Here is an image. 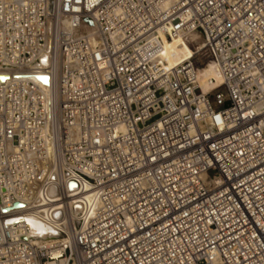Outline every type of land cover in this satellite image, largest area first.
<instances>
[{"label":"built area","instance_id":"2783aa9c","mask_svg":"<svg viewBox=\"0 0 264 264\" xmlns=\"http://www.w3.org/2000/svg\"><path fill=\"white\" fill-rule=\"evenodd\" d=\"M49 9L0 0V264H264V0ZM58 212L54 246L10 223Z\"/></svg>","mask_w":264,"mask_h":264},{"label":"bare ground","instance_id":"6f19581e","mask_svg":"<svg viewBox=\"0 0 264 264\" xmlns=\"http://www.w3.org/2000/svg\"><path fill=\"white\" fill-rule=\"evenodd\" d=\"M53 1H54L53 5H56L57 0H53ZM48 12L49 15L51 16V20H53V23L56 21V24L60 23V25H62L64 29H68L69 22L67 19L64 18L59 19L58 16L55 15L54 9L53 12L50 11V9ZM85 31L90 35V38L93 39V29L91 28V26H87L85 28ZM192 39L195 42L194 46L201 45V42H199L198 40L199 38L197 35L195 34L192 35ZM192 55H193V50L182 39H174L172 41L168 40L165 43V47L163 50V59L170 64L190 58L192 57ZM197 82L199 88L202 90L203 93H210L220 87L221 78L217 71V67L214 65V63L209 62L208 65L199 69L197 73ZM54 191H55L54 189L51 190L50 196H54ZM90 198H91L90 192H84L79 197V199L81 200V202L79 203H83V202L86 203L87 201H90ZM20 206L24 207L25 205L23 206L20 204ZM80 207L81 206H78V208ZM57 209L59 208L58 207L55 208V210ZM59 215L60 214L58 212V214H56V219L53 220L51 219V221H46L45 219H43L42 216H36L33 213H28V216L21 217L18 221L13 220L10 223H20L25 225L27 229L21 228L20 229L21 235L26 236L27 234L28 236L29 235L33 236L34 238L33 240L36 243L43 244L42 241H44L46 245L54 246L55 239L53 238L59 234V229L61 228V226H59L60 220L57 219L59 218ZM41 226L44 227L40 228ZM46 227H50L56 230L55 233H52L54 230L50 231V229ZM24 230H28V231H24ZM60 252L61 251H59L58 249H51L48 255L51 257V259H53V261L48 262L46 264H66L67 262L66 258L59 259V257L61 256Z\"/></svg>","mask_w":264,"mask_h":264},{"label":"water","instance_id":"95a60500","mask_svg":"<svg viewBox=\"0 0 264 264\" xmlns=\"http://www.w3.org/2000/svg\"><path fill=\"white\" fill-rule=\"evenodd\" d=\"M52 6H53V0H50V10H52ZM86 21H87L89 24H91L90 19H86ZM45 63H46V62H45ZM6 78H7V76H0V80H2V81L5 80ZM37 78L40 79L42 82L48 84V77H47V76H37ZM71 186H74V185L71 184ZM16 206L19 207L20 204H16ZM18 220H19V219H16V221H18ZM42 227H44V226H41L40 228H42ZM46 228H49L50 231H53V229L50 228V227H46ZM52 233H55V231H53Z\"/></svg>","mask_w":264,"mask_h":264}]
</instances>
